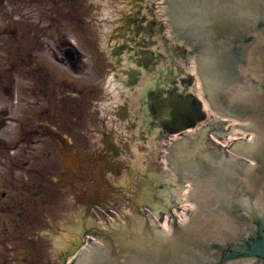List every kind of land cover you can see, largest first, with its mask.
<instances>
[{
  "label": "flooded vegetation",
  "instance_id": "1",
  "mask_svg": "<svg viewBox=\"0 0 264 264\" xmlns=\"http://www.w3.org/2000/svg\"><path fill=\"white\" fill-rule=\"evenodd\" d=\"M21 3L12 8L11 17L2 10L5 6H0V238L6 241L23 238L28 233L39 240L43 238L39 230L29 227L31 221L37 220L39 227L40 220H45L44 207L41 214L31 213V207L40 209L46 183L58 186L50 179L53 176L48 178L40 170L43 140L48 138L50 147L58 151L62 143L52 135L62 132V124L82 119L74 114V105L84 102V93L88 100L94 90H104L111 63L113 68L124 69L121 56L110 61L106 53L109 43L106 47L99 46L100 52L94 55L92 38H72L78 28L85 32L93 25L92 10L85 7L91 14L89 17L83 7H78L77 0ZM139 9L145 15L137 22L139 13L131 14L128 23H137L136 29L144 26L150 44L151 31L163 22L155 15L153 0H145ZM128 40V46L118 50H126L128 62L139 64L134 49L136 37L130 36ZM152 69V65L146 66L147 73ZM133 71L128 72L135 75ZM47 174L52 175L53 171ZM30 185L35 189L34 195L25 197ZM37 251V260L32 264H46L44 250L41 255L40 248Z\"/></svg>",
  "mask_w": 264,
  "mask_h": 264
},
{
  "label": "water",
  "instance_id": "2",
  "mask_svg": "<svg viewBox=\"0 0 264 264\" xmlns=\"http://www.w3.org/2000/svg\"><path fill=\"white\" fill-rule=\"evenodd\" d=\"M241 5L236 4V15L229 25L214 20L213 28L205 27L204 31L213 29L219 35L211 48L208 43L213 38L204 39L206 56L208 53L222 55V62H217L225 81L219 86V93H227L231 89L229 74H236L241 79L240 71L252 75L251 66L259 63L264 67V3L261 0H247ZM250 12L247 17L246 12ZM227 27H223L226 26ZM251 35L247 39V36ZM230 36H234L231 40ZM227 40L228 46H219L217 41ZM247 40V41H246ZM236 41V42H235ZM245 41V42H244ZM243 42V43H242ZM238 43V44H235ZM219 54V55H218ZM252 58L246 60V55ZM214 70V68H213ZM263 80L262 78H260ZM264 83V82H263ZM251 85L250 90L259 95L252 101L251 109L242 106L245 112L252 114L256 121L260 139L254 157L259 167L245 168L243 163L224 164L221 161L219 171H211L207 167L199 168V163L189 164L197 170L199 182L208 185L209 194L194 215L191 224L175 232L173 237H165L159 231L138 230L129 233L132 240L130 246L113 251L112 257L127 251L133 257L125 264H264V86ZM183 99L174 98L175 105L166 120V107L159 110L164 127L175 134L196 126L206 114L202 103L192 94H183ZM179 99V100H178ZM222 104V103H221ZM259 116V117H258ZM261 116V117H260ZM242 166V167H241ZM203 169L213 176L204 174ZM194 172V171H193ZM205 182V183H204ZM213 182V183H212ZM150 229V227H146ZM118 264V262H113Z\"/></svg>",
  "mask_w": 264,
  "mask_h": 264
},
{
  "label": "rangeland",
  "instance_id": "3",
  "mask_svg": "<svg viewBox=\"0 0 264 264\" xmlns=\"http://www.w3.org/2000/svg\"><path fill=\"white\" fill-rule=\"evenodd\" d=\"M81 3H82V0H79V4H81ZM17 4H21V0H7L6 4H4V6L5 5L16 6ZM77 36L81 37V38L87 37V35L82 33L80 29H78ZM88 36H92L94 39L102 38L99 35L96 27H94V29H92V33L89 34ZM105 38H106V36H105ZM159 45L161 46V43H159ZM14 49H15V53H16L17 49L15 46H14ZM20 51H21V49H19V53H20ZM102 93H104V92L102 91ZM85 104L86 103L81 104L80 102H77V104L74 105L75 106L74 114L77 115L76 111L81 114V111H79V110L84 111V109L86 107ZM95 115H97V113H95ZM150 146H151V148H149V150H147L146 153L148 154L149 161L152 163V161H154L156 158V154L157 153L159 154V151L161 150V145L159 146L158 151H152V150L158 148V144L155 143V141H151ZM143 151H144V147L142 146L140 152L144 156L145 152H143ZM93 153H96V152H93ZM156 161L158 162L157 166H154L153 168L157 169L159 171H163V168H162V165L160 164V161L159 160H156ZM67 200H68L67 197H65L64 202H62V204L60 206L55 207V209L46 210V213L49 214V217L51 219H55V220L57 219V222L54 220L51 221L49 219L48 226H46L47 231H46V239H45V246H46L45 247V255H46V260L49 261V264H58L59 256L63 253V250L56 246L57 242H59V239L57 238V234L54 233L53 231H55V229H56L57 232H60L61 230H62V232H64L63 229L66 225L71 226L75 223L79 224V222L76 221L75 215L69 216V212L71 210H74V208L73 209L70 208V206L66 202ZM61 208L63 211L61 210ZM54 226H55V228H54ZM46 263H48V262H46Z\"/></svg>",
  "mask_w": 264,
  "mask_h": 264
},
{
  "label": "crops",
  "instance_id": "4",
  "mask_svg": "<svg viewBox=\"0 0 264 264\" xmlns=\"http://www.w3.org/2000/svg\"><path fill=\"white\" fill-rule=\"evenodd\" d=\"M130 124L135 126V130H136L135 133L141 135L140 137H138V139H140V141H142V142H146L145 141L146 137H144V136H147L148 132L146 131L147 124H146L145 120L138 119V118H136V119L129 118L128 120H125L123 122H119V125H121L123 127V129H124V127H127ZM135 133L133 132L134 135H135ZM150 134L156 135L157 133L151 132V133H149V135ZM106 136L112 145L122 144V145H120V150H122L123 152H126L128 149L131 151L137 150L136 143L134 145H129V147H125L123 145V143L119 140V135L116 132V130L107 132ZM119 164H120L119 165L120 169H122L123 172L128 171V173L131 174V177H134V180L136 179V177L139 176L137 172L141 173L142 169L144 167L140 161H138L137 163H131L129 165H125V162L121 161ZM108 167L111 168L112 166L109 165Z\"/></svg>",
  "mask_w": 264,
  "mask_h": 264
}]
</instances>
